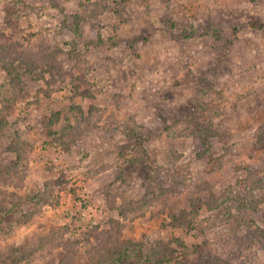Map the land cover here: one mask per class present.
Listing matches in <instances>:
<instances>
[{
	"label": "rangeland",
	"instance_id": "1",
	"mask_svg": "<svg viewBox=\"0 0 264 264\" xmlns=\"http://www.w3.org/2000/svg\"><path fill=\"white\" fill-rule=\"evenodd\" d=\"M38 34L77 80L0 64V264H264V0H0Z\"/></svg>",
	"mask_w": 264,
	"mask_h": 264
},
{
	"label": "trees",
	"instance_id": "2",
	"mask_svg": "<svg viewBox=\"0 0 264 264\" xmlns=\"http://www.w3.org/2000/svg\"><path fill=\"white\" fill-rule=\"evenodd\" d=\"M37 36L39 37L38 43L37 44L31 43L27 47L24 46L23 44H18V43H13L12 46H11V43H5V44L0 45V47H7V48H5L6 50L4 48H1L3 50L0 49L1 51H3L2 55H0V64L6 70L11 72L12 66L14 65V61L21 59L25 63V65L28 66V72L29 73L33 74V72L41 71L42 75H44L47 72H49V76L51 77L47 81L49 83V85H56L58 82V79L61 80L60 79L61 77L62 78L73 77L72 80L76 81L77 77H75L74 74H72L68 71H65L63 69V67L59 65V63L57 62L58 60H57V55H56L55 51L52 50L46 42H44V38H43L42 34H38ZM80 63H82V62H80ZM82 65H83V63H82ZM82 65L79 66V69L86 68V67H83ZM14 80H15V83L18 81L17 84L19 86L20 85L22 87L26 86V85H24L20 75L17 74L15 76ZM74 115H75V118H76L78 124H82V122L84 123L85 121L88 120L83 115V113L79 107H76V111L74 110ZM66 129L71 134L72 132H74V129H76V127L71 125L70 127L66 128ZM263 132H264V130H263ZM261 136H264V135H261ZM184 216L187 218H185L183 223L186 222V220L189 218L186 215H184ZM198 223L199 222L196 219L195 224H198ZM202 229L203 228H199L200 231H202ZM263 242H264V237L261 238L259 243L261 244ZM205 244H206L205 245L206 247L199 245L193 251V253L195 252V254L196 253H202L203 254L200 256V258H201L200 260H202L201 261L202 264H232V263H228V261L226 259H223L219 256H216V254H215L214 258H211L212 257L211 254L210 253L207 254L203 250L207 249L208 252L209 251L212 252V248L211 247L207 248L208 243H205ZM192 263L193 262H190L187 264H192ZM163 264H165V263H163ZM177 264H181V263H177ZM195 264H197V263H195ZM234 264H238V263H234ZM244 264H246V263H244Z\"/></svg>",
	"mask_w": 264,
	"mask_h": 264
}]
</instances>
